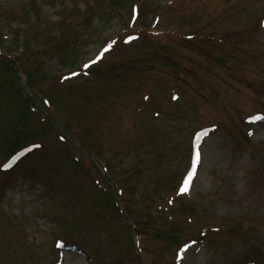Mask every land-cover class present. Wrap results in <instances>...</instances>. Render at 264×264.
Instances as JSON below:
<instances>
[{
    "label": "rangeland",
    "instance_id": "374dc122",
    "mask_svg": "<svg viewBox=\"0 0 264 264\" xmlns=\"http://www.w3.org/2000/svg\"><path fill=\"white\" fill-rule=\"evenodd\" d=\"M133 4L139 16L131 22ZM262 13L264 0H0V68L9 57L38 74L34 98L46 91L54 118L81 139L79 150L99 154L123 187L120 203L138 222L148 264H264V123L252 122L264 112ZM129 31L141 35L123 44ZM200 31L230 40L217 47L181 37ZM116 37L88 70L92 77L57 82ZM6 73L0 87H18L13 71ZM44 112L21 92L0 89V163L33 129L40 138L29 142L45 145L0 172V264H52L61 236L83 254L66 252L64 264H143L113 205L116 194L101 195L90 180L97 163L43 128ZM210 123L217 128H205ZM199 127L202 138L192 144ZM70 154L89 169L65 164ZM189 239L196 244L178 250ZM21 241L31 248L17 255L13 245Z\"/></svg>",
    "mask_w": 264,
    "mask_h": 264
},
{
    "label": "snow or ice",
    "instance_id": "6c2138e0",
    "mask_svg": "<svg viewBox=\"0 0 264 264\" xmlns=\"http://www.w3.org/2000/svg\"><path fill=\"white\" fill-rule=\"evenodd\" d=\"M108 49H105L107 51ZM198 155V154H197ZM191 178V174H189V179ZM188 189V180L185 181L183 188L181 189L182 192H186Z\"/></svg>",
    "mask_w": 264,
    "mask_h": 264
}]
</instances>
